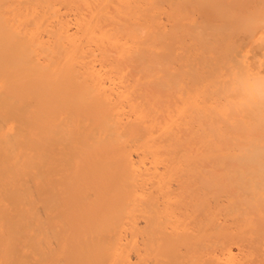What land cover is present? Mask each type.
Returning a JSON list of instances; mask_svg holds the SVG:
<instances>
[{
    "label": "bare ground",
    "instance_id": "bare-ground-1",
    "mask_svg": "<svg viewBox=\"0 0 264 264\" xmlns=\"http://www.w3.org/2000/svg\"><path fill=\"white\" fill-rule=\"evenodd\" d=\"M223 1L0 0V264H264V4L227 51Z\"/></svg>",
    "mask_w": 264,
    "mask_h": 264
},
{
    "label": "rangeland",
    "instance_id": "rangeland-1",
    "mask_svg": "<svg viewBox=\"0 0 264 264\" xmlns=\"http://www.w3.org/2000/svg\"><path fill=\"white\" fill-rule=\"evenodd\" d=\"M229 1H230V2H229ZM235 1H237V2L235 3ZM239 1H240L241 3H240ZM243 1L246 3V0H225V1H223V5H224V7H225V9L227 10V13H228V14H227V19H226V22H225V31H226V32H225V34H226L225 37H226V38H225V42H224V45L226 44L225 47H226V50H227V51L230 50V49H229V46H230V48H231L232 43H234V42L232 41V39L239 40L240 38H242L241 36H243V34H244L245 31H246V30L244 31L242 28L247 29V26H246V24H245V21L242 20V21H243V22H242V21L240 20V19H244L242 16H243V15L245 16L246 14H251V12H254V13H255V11H257L256 9L262 7L261 5L264 4V0H254V1H253V0H247V4H248V5L246 4V6H245V3H244ZM227 2H228V3H227ZM242 2H243L244 4H242ZM252 2H253V3H252ZM260 2H261V3H260ZM233 3H234V6H235V7H233ZM250 3H252V4H250ZM254 4H256V6H255ZM257 5H258V6H257ZM241 6L244 7V8H242ZM164 7H165V6H163V8H164ZM231 7H232V8H231ZM240 7H241L242 9H241ZM228 8L231 9L230 11H234V14H233V15H235L236 13H238V15H237V14L235 15V16H236V18H234L235 21L233 20V21L231 22V24H229V22L231 21V18H229V16H228L229 13H230V11H229ZM234 8H236V9H234ZM253 8H254V9H253ZM164 9H166V7H165ZM235 11H236V13H235ZM243 11H245V12H243ZM248 11H249V12H248ZM239 12H240L241 15L239 14ZM231 13H232V12H231ZM254 13H253V14H254ZM163 16H164V15H163ZM238 16H240V17H238ZM193 17L196 18V15H194ZM241 17H242V18H241ZM162 19L165 20V17H162ZM229 20H230V21H229ZM162 21H163V20H162ZM236 23H237V26H236ZM162 24H163V23H162ZM164 24H168V23H167V22L165 23V21H164ZM226 25H229L230 28H229L228 26L226 27ZM244 25H245L246 27H241V26H244ZM231 27H233L234 30H231V29H233V28H231ZM239 27H240V28H239ZM228 28H229V29H228ZM237 28H239V29H237ZM241 29H242V30H241ZM231 31H234V33H235L237 36H236L233 32H231ZM242 31H244V33H242ZM239 32H241V35H240ZM230 34H231V35H230ZM238 34H239V35H238ZM246 36L248 37V35H246V33H245L244 36H243V39H244V37H246ZM238 37H239V39H238ZM243 39H242V41H243ZM231 41H232V42H231ZM242 41L240 42V44H244V43H246L245 41H243V42H242ZM236 43H239V42H236ZM240 44H239V45H240ZM191 57H193V58H191ZM191 57H190V60H191V59H192V60L194 59V60H193L194 62L191 60L194 64H197V63L200 62V58L197 59L196 56H193V55H192ZM195 59H197V60H195ZM190 60L188 59V61H190ZM198 60H199V61H198ZM195 61H196V63H195ZM199 69H201V71L197 70V73H198V74H200V73H201V74H204L205 69H203L202 67H201V68L199 67ZM201 74H200V75H201ZM259 221L261 222V220H259ZM262 222H264V219H262ZM261 225H262V224H261ZM261 225L258 226V228H260V232H259V235H260V236H259L258 238L261 237V238H260L261 240L257 238V240L255 239L256 241H255V240L252 241V242H254V243L257 242V243H256L257 245L255 244V246H253L252 248L255 249L254 247H256V248L259 247L260 249H262V253H263V255H264V249H263V248H264V224H263V226H261ZM246 240H247V239L244 240V243H245V244L239 242L240 244L238 243V244L233 245V244H234V243H233V244H232V245H233V248H232L231 245H230V247L232 248L233 252L235 253V251L238 249V248L235 249L237 246H238V247H239V246H240V247L242 246V247H241L242 249H241L240 247H239V249H238V250L241 249L240 252H242V250H244V248H246L245 246H247V244H248V243L246 244V242H248V241H246ZM240 241H241V240H240ZM242 242H243V240H242ZM258 242H260V243H258ZM261 242H262L263 244H262ZM249 243H250V242H249ZM254 243H253V244H254ZM242 244H243V245H242ZM261 244H262V245H261ZM236 245H237V246H236ZM244 245H245V246H244ZM251 245H252V243H251ZM260 245L263 246V247H260ZM243 247H244V248H243ZM248 247H250V246H248ZM248 247L243 251L244 253L242 252L241 254H245V253H248V252L250 253V252H251V254H250L251 258H256V257L254 256L255 253H253L254 255L252 256L253 249L250 248L251 250L248 251V250H249ZM234 249H235V250H234ZM247 249H248V250H247ZM246 250H247L248 252H247ZM258 251H260V253H261V250H258ZM236 252H237V251H236ZM254 252H255V250H254ZM258 256H259V257H257V259H261V258H262V255H258ZM241 261L243 262L244 260H241Z\"/></svg>",
    "mask_w": 264,
    "mask_h": 264
}]
</instances>
